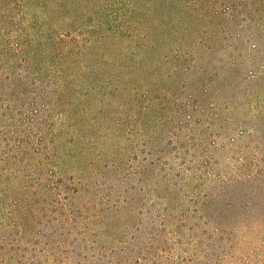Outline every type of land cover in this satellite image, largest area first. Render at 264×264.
I'll list each match as a JSON object with an SVG mask.
<instances>
[{
  "label": "trees",
  "instance_id": "obj_1",
  "mask_svg": "<svg viewBox=\"0 0 264 264\" xmlns=\"http://www.w3.org/2000/svg\"><path fill=\"white\" fill-rule=\"evenodd\" d=\"M18 1L31 19L28 0L0 4ZM99 35L101 52L90 60L50 46L42 25L0 43V264H264V150L248 155L242 140L255 135L252 119L234 121L240 134L227 143L212 142L233 157L240 148L238 171L226 176L209 144L179 137L176 156L171 140L149 147L168 125L190 126L220 103L231 108L234 95L209 100L195 86L204 93L223 80L246 92L264 83L262 55L223 57L229 40L256 45L264 36V0H101ZM177 192L194 207L160 212L150 221L160 229L136 241L133 254L106 253L107 213L131 212L133 198L135 215L138 201ZM191 217L195 232L183 229Z\"/></svg>",
  "mask_w": 264,
  "mask_h": 264
},
{
  "label": "rangeland",
  "instance_id": "obj_2",
  "mask_svg": "<svg viewBox=\"0 0 264 264\" xmlns=\"http://www.w3.org/2000/svg\"><path fill=\"white\" fill-rule=\"evenodd\" d=\"M28 7L33 13L31 19L24 15L26 7L22 1H18L16 4H0V43L22 40L24 39L25 29L27 27L32 30L42 25L43 30H46L47 33L54 38L52 42L49 41L50 46H52L54 42L57 50L61 45L73 47L75 50L72 54L78 53L81 58L84 57L89 60L93 57H98L103 46L99 35L101 0H28ZM11 11L16 13L13 23H11L10 18ZM243 15L244 14L239 13L235 17L241 23H244L243 27L245 29L243 31L249 33L252 29L248 25L249 22H244ZM93 24L96 26V31L94 33L92 32ZM255 42L257 46L254 45V43L248 42L246 38L241 41L231 39L228 41L227 50L224 52L223 57L226 56V61H228V58H230V55L234 52V55L248 60L250 59L249 52L255 51L264 58V36L260 40H255ZM92 45L94 46L93 48ZM257 48H259L260 51ZM260 62L264 63V60L257 63L260 66L263 65L258 72L264 76V64H260ZM201 87L202 86L197 89L195 86L196 92L200 93L199 95L201 97L205 99L208 98L209 100L215 99L218 96L222 98L225 95H234V101L230 104L231 108L227 111L226 104L220 103L216 107H207L206 110L198 111L196 119L192 121L190 126L176 129L179 127L176 126L172 128L171 125H168L162 132L158 135L156 134L154 146L149 145V147H155L156 149V143L164 145V141L171 140L172 143L170 146H167L169 149L168 151H171L173 155L176 156L179 155V152L174 146L180 147L183 140L185 144L190 145H193V143H198L199 145L209 144V153H215L220 160V164L216 167L215 171L223 176L237 173L236 158L241 154L239 152L240 148H237L235 157H233V148L216 150L212 142L214 139H218L220 144L227 143L228 137H237L240 134L238 124L234 121H238L237 119H252L249 128L252 130L254 129L252 133L254 132L255 135L251 138L245 137L242 139L246 144L247 153L248 155L256 153V151L258 152L261 150V147L262 150H264V146H258L261 141L264 142V83L255 85L254 87L251 86L253 89L251 90L249 88L246 92L231 90L229 85L223 82V80L217 81V86H215L217 89L213 91L211 90L203 93ZM188 90L189 89L184 92ZM184 92L182 94L186 95ZM186 97L187 96L184 98L186 99ZM199 119H202V121H199ZM179 137H182L183 140H179ZM117 140L118 138L113 142ZM127 141L133 142V139H127ZM131 154H133V152ZM176 159L178 160V157L172 159V163L175 167L178 165ZM125 168L133 170V164L130 168L128 164L125 165ZM117 183H119L118 179L115 181L116 192L120 187L117 186ZM128 184H133V175L128 179ZM122 187H126V185ZM199 189V187L195 188V190ZM191 191H194L193 185ZM202 191H206V185L202 186ZM236 191H238V189H231V192ZM131 193L133 194V187H130L129 195H131ZM248 201L253 203V199L250 197ZM129 204L132 209L131 212L128 205L120 207L121 209L117 211L115 215L107 213L105 223L100 226L104 235L112 237V239H106L105 237V239L103 238L102 240V243L106 245L104 250L112 257H125L126 252L133 254V245L136 241H140V239L141 241H146L152 232H157V230L160 229L159 224L155 223L152 225L150 221L155 218L159 219L160 212L168 213V207L192 209L195 205L185 197L182 196L181 198L179 192L173 193L168 201L156 198V194L153 193L152 196L143 201H138L135 204L138 209L141 210V213H136L135 215H133V198H131ZM106 211L109 212L108 209ZM249 212H251V209H249ZM253 214L260 213L258 210H255ZM254 218L257 217L254 216ZM140 219L142 223H140ZM192 219L193 220L187 222L183 221V223H187L186 226H183V229H188V231L192 232L196 231V228L191 226L195 224L196 217ZM138 225H140V227H138ZM171 229L172 225H167L169 233L172 232ZM103 259L105 260V257Z\"/></svg>",
  "mask_w": 264,
  "mask_h": 264
}]
</instances>
